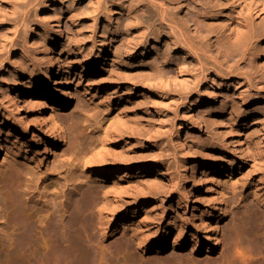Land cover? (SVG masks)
<instances>
[{"label": "rangeland", "instance_id": "rangeland-1", "mask_svg": "<svg viewBox=\"0 0 264 264\" xmlns=\"http://www.w3.org/2000/svg\"><path fill=\"white\" fill-rule=\"evenodd\" d=\"M52 1L56 0H0V120L15 113L9 98L14 95L13 87L21 80L23 71L38 72L34 58L37 56L43 62L41 49L57 17L65 23L64 39L58 46L61 72L69 71L71 77V95L60 115L65 126L75 120L71 135L61 139L56 151L39 164V159L35 163L26 160L38 156L35 152L42 146L32 144L29 133L18 136L14 144L2 141L0 179L4 172L9 174L17 169L22 172L23 182L10 194L0 189V264H11L23 255L31 257L45 250L37 237L34 241L27 237L19 242L23 229L21 212L33 221L29 226L32 228L40 207L31 198L45 201L59 195L69 177L66 168L70 159L75 160L80 151L87 150L94 133L109 123L111 128L134 134L109 144L114 155L109 177L93 173L94 177L83 186L95 187L98 192L94 196L98 198L105 194L111 199L120 194L128 204L115 214L103 237L94 226L95 216L76 218L72 223L75 244L83 247L86 239L96 238L95 243H99L93 251L95 255L84 248L93 264H230L229 243L236 239L246 246L251 233L255 239L260 226L264 227V107L257 108L264 106V68H250L244 62L239 69L217 74L215 66L211 62L205 64L202 56L185 54L175 46L169 39L170 28L160 20L137 13L130 2L134 0H60L58 4ZM147 1L137 0L136 5H148ZM181 1L175 0V6H171L174 14L179 13ZM259 1L187 0L200 14L201 31L207 36L222 38L232 27L239 29L249 24L251 40L258 44L264 42V12L256 8ZM104 38L109 45L103 61L93 64ZM251 59L253 54L248 58ZM82 66L85 71L79 77L76 72L80 73ZM59 78L60 72L52 78L49 88L57 86L54 82ZM77 80L81 86L76 85ZM15 116L22 117L16 113ZM2 127L5 137L6 128ZM72 134L74 138L80 137L75 140ZM190 153L209 160L217 168L235 169V193L228 192L233 206L220 223L224 240L211 253L203 248L191 254L188 245L178 253H171L168 244L160 253L138 247L132 232L129 228L123 231L119 221L121 214H129L133 209L144 230H163L167 225L177 230L183 223L186 232H193L189 211L194 198L187 206L177 203L184 169L192 170ZM130 166H150L157 168L158 173L143 181L145 176ZM27 172L32 173L34 181L39 179V186L25 196L22 192L26 183L33 185L25 181ZM228 178V174L220 178V185L227 187ZM202 187L206 190V184ZM187 188L195 189L193 180ZM146 201L148 206L143 208ZM232 234H236L232 236L234 240L230 238Z\"/></svg>", "mask_w": 264, "mask_h": 264}, {"label": "bare ground", "instance_id": "bare-ground-1", "mask_svg": "<svg viewBox=\"0 0 264 264\" xmlns=\"http://www.w3.org/2000/svg\"><path fill=\"white\" fill-rule=\"evenodd\" d=\"M58 2L60 0L52 1L54 4H58ZM130 2L132 3L131 6H136L137 13H140L142 17L155 18V20H160L169 27V39L175 46H178L185 54L191 53L196 57L202 56L205 64L211 62L212 66H215L214 70L217 74H220L223 70L239 69L244 62L250 68H264V42L258 44L251 40L252 26L249 24L239 29H232V27L227 35H224L222 38L215 36L213 39V36L209 37L207 33L204 34L201 31L202 23L199 19L200 14L190 7L187 0L179 3L178 14H174L171 8L172 5L175 6V0H148V5L144 4L145 6H137V0ZM131 6L129 5V7ZM256 8L264 12V0H260ZM56 19L57 21L50 28L49 34L46 33L41 49L44 54L43 62L37 56L34 58L33 63L38 65V72L35 74L33 71L30 73L23 71L20 76L21 80L17 81L13 87L14 95L9 98L15 109V113L22 115V117L17 118L15 113H12L1 117L0 120V148L2 147V141L7 143L12 142L11 144H14L18 136H24L27 133L32 136L30 141L32 144H42V150L40 149L39 152H35V155L38 156L26 158L31 163H35L36 159H39L37 160L38 164L42 163L44 159H47L56 151L57 144L61 139L64 140L67 136L71 135L73 130L70 131V127L75 129V127H72L75 125V120L73 122L70 121L69 126H65V120L60 115V112L66 109L68 98L71 95V88L69 86L71 77L69 71L61 72L62 60L58 52V46L64 39L65 23H63L61 17H57ZM208 35L210 34L208 33ZM109 40L112 41V38ZM108 45L109 42L104 38L100 48L95 53L93 64L103 61L102 57ZM252 54L254 59L248 60ZM81 61L83 62L84 60ZM172 65L173 68L177 69L176 64L172 63ZM84 71L85 68L82 66L80 73L76 72V75L80 77ZM59 72L61 78L54 82L57 86L49 88V83L52 78ZM164 75L167 76L166 74ZM28 81L34 83L29 84L27 83ZM76 85L81 86V81L77 80ZM86 92L85 88L84 93ZM261 107L264 106H258L257 108ZM75 123H78V121ZM109 124L108 126H96L97 128L99 127V130L96 129L98 132L97 134L94 133L96 136L90 142L89 148L80 151L79 156L76 154L77 157L73 155L76 158H74L75 160L73 158L70 159L71 156L69 157L72 160H68L69 163L66 168L68 170L67 172H69V177L67 176L68 179L64 181V190L61 189L62 192L58 193L59 195L45 201H35L34 198H31L34 205L40 207L37 221L32 228H29V226L33 221L26 217L23 211L21 212L23 229L19 236V242L22 243L27 237L34 241L35 237H37L43 243L45 250L31 257L23 255V257L16 258L11 264H91V256L94 254L93 251L98 248L99 242H96V244V238L94 237V240L92 238L86 239V244L84 242L83 247L77 246L75 244L77 241L74 240L72 232L73 221L76 218H86V216L89 217L92 214L95 216L94 226L96 225L98 228L97 233L103 237L110 221L115 219V214L119 213L128 204V201H125L120 194L108 199L106 196H103L105 194H103L104 190L101 188L99 191L103 195L102 198H98V196H94L95 191L98 192L95 187L87 186L84 188L83 186L84 182L89 183L94 177L93 173L109 177L108 170L112 165L111 159L114 156L109 149V144L123 140V138L132 137L134 134L119 128H111ZM121 124L123 125L124 123ZM2 126L6 128L5 137L2 136ZM77 126L76 130L79 127ZM33 127L34 130L31 131ZM75 132L77 133L78 131ZM79 132L82 133L81 130ZM188 134L186 132L185 136ZM9 136L14 137V139L11 141ZM74 136L72 134V138L76 140L77 137L74 138ZM262 144L264 150V143ZM190 155L193 161L192 170H189V168L184 169L182 176L183 183L177 190L179 193L177 203L181 205L182 202L187 206L191 197L194 198L193 205L189 211L193 232L190 234L186 232L182 228L183 223L177 230L170 225H167L163 230L160 227L152 232L150 230H144L139 225L137 214L133 212L135 210L133 209L129 214H121L119 221L123 231L129 228L132 232L138 247L160 253L165 250L168 244L171 248V253H178V250L188 245L191 254L197 253L203 250V248H206V253H211L213 248L224 240V237L221 238L222 233H220V230L222 228L220 223L223 221L227 210L233 206V200L228 199V192L231 190L234 192L236 189V182H234L233 178L235 169L233 167L225 169L217 168V165L211 164L209 160H201L194 153H190ZM130 167L131 170L135 168L137 173L145 176L143 181H146L150 175L158 173L157 168L150 166ZM227 174L229 176L226 180L227 187H224L220 185V180ZM31 175L32 173L30 174L28 172L24 175V178L26 177L25 181H31L33 183V185H29L28 182L26 183V189L22 192L25 196L30 191L34 193L39 186V179L36 177L34 181ZM28 176L30 178H27ZM123 177L124 175L120 179ZM191 180L194 181V190L187 188ZM0 181L2 183L0 189H4L8 194L13 193L12 191L23 182L22 172L17 169L11 170L9 174L4 172ZM7 181L10 183L7 184ZM113 184L115 185V183ZM203 184H206V190L202 187ZM114 185H112V190L116 189ZM32 187L33 189H31ZM91 195L94 197L92 198ZM41 196L45 197L43 194ZM88 197L92 199H88ZM13 201H15V198H13ZM148 201L143 204V208L148 206ZM133 205H137L135 200ZM260 227L261 229L259 228L260 231L255 235V239L253 238L254 234L251 233L253 237H249L248 245L246 246L236 242V239L232 237L234 234L230 235V238L232 237L231 240L235 239V242H231L229 239L231 242L229 243L228 249L230 251L228 254L230 264H254L255 261H257V264H264V227L262 225ZM92 235L91 237H93ZM25 244L27 245L29 242ZM84 248L91 250V252L89 251L91 256Z\"/></svg>", "mask_w": 264, "mask_h": 264}]
</instances>
